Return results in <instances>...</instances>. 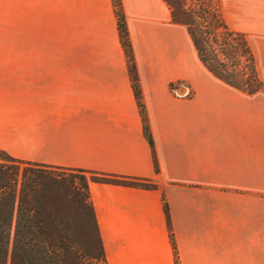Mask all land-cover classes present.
<instances>
[{"label":"crops","instance_id":"1","mask_svg":"<svg viewBox=\"0 0 264 264\" xmlns=\"http://www.w3.org/2000/svg\"><path fill=\"white\" fill-rule=\"evenodd\" d=\"M121 2L155 154L113 0H0V150L157 186L90 182L110 264H176L164 198L180 264H264V88L214 76L165 0ZM222 11L264 83V0Z\"/></svg>","mask_w":264,"mask_h":264},{"label":"trees","instance_id":"2","mask_svg":"<svg viewBox=\"0 0 264 264\" xmlns=\"http://www.w3.org/2000/svg\"><path fill=\"white\" fill-rule=\"evenodd\" d=\"M165 1L174 20L188 28L202 63L214 76L249 94L264 88L247 35L230 28L219 0ZM113 3L145 136L155 154L126 16L121 0ZM90 182L157 188L148 180L30 163L0 150V264H110ZM164 208L180 264L166 198Z\"/></svg>","mask_w":264,"mask_h":264},{"label":"rangeland","instance_id":"3","mask_svg":"<svg viewBox=\"0 0 264 264\" xmlns=\"http://www.w3.org/2000/svg\"><path fill=\"white\" fill-rule=\"evenodd\" d=\"M220 1V5H221V8H222V0H219ZM257 1V0H256ZM259 4L261 2L262 4V7H263V0H258ZM191 4V3H190ZM259 8H260V5H259ZM263 10V8H262ZM223 12V11H222ZM228 22L230 24L231 27L233 28H237L240 26V22L236 19V16L232 13V11L230 12V15L228 17ZM0 44H8V39L7 38H4V37H1L0 38Z\"/></svg>","mask_w":264,"mask_h":264}]
</instances>
